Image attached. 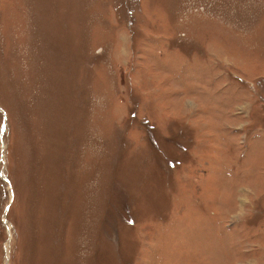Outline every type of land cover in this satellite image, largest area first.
Wrapping results in <instances>:
<instances>
[{
    "label": "rangeland",
    "instance_id": "rangeland-1",
    "mask_svg": "<svg viewBox=\"0 0 264 264\" xmlns=\"http://www.w3.org/2000/svg\"><path fill=\"white\" fill-rule=\"evenodd\" d=\"M0 264H264V0H0Z\"/></svg>",
    "mask_w": 264,
    "mask_h": 264
}]
</instances>
